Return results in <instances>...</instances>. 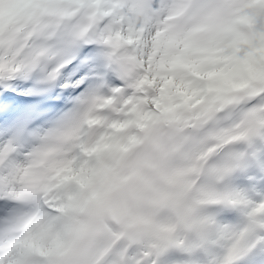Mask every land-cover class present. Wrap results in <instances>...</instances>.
<instances>
[{
  "label": "snow or ice",
  "instance_id": "1",
  "mask_svg": "<svg viewBox=\"0 0 264 264\" xmlns=\"http://www.w3.org/2000/svg\"><path fill=\"white\" fill-rule=\"evenodd\" d=\"M253 12L264 0H0V264H48L26 225L56 231L63 214L30 200L26 173L72 116L225 94L232 139L204 178L214 199L199 226L134 246L127 264H264V34L240 23Z\"/></svg>",
  "mask_w": 264,
  "mask_h": 264
},
{
  "label": "rangeland",
  "instance_id": "2",
  "mask_svg": "<svg viewBox=\"0 0 264 264\" xmlns=\"http://www.w3.org/2000/svg\"><path fill=\"white\" fill-rule=\"evenodd\" d=\"M252 3L257 4L259 0H252ZM260 16L261 15H256L254 12L245 14V16L241 18L240 23L246 25L254 36L264 34V30L258 29ZM248 47L249 43L246 40L242 41L239 48L240 53L243 54ZM167 101H174V106L176 107V110H173L174 113L180 110L182 116H184L185 113L181 111L183 105L175 98H165L155 109H149L144 104L120 112H116L115 110H108L106 112L102 109H95V112L90 116V122H92V125L97 126L99 130L90 137H88L86 133H83L82 136H85L86 139L79 140L80 143L78 145L79 150H85L86 157L78 161L76 159L78 149L59 150L50 154L43 168L44 171L48 172V176H52V183L51 186H49L47 198L59 201L57 207L63 214V224L56 231H52L51 226L47 225L45 221L35 219L28 228V232L31 235L30 243L34 248L41 242L46 244V248L50 247L54 236L61 237L67 242L68 236L64 233L63 225L67 221L75 224L83 221L81 213L77 212L67 203L69 193L73 188L74 190L88 188L86 185L79 182L78 175L89 167L99 170L101 162L103 160H109V157L112 160H118L117 163L120 162L123 166V168L118 171L115 178L127 175L129 172H136L137 175L133 176V179L137 182L134 188H139L140 191H143V188L149 187L150 184L155 186L160 185L162 186L161 188L165 190V195L170 196L171 203H173V201H175V203L179 202L181 194L179 191L170 189L174 184L169 182L171 185L169 186L166 180H164L163 174H170L172 171H175L176 180L178 182L183 178L181 177L182 175L187 174L188 177L184 181V184L179 186V189L181 190L188 187L199 174L204 163L201 161L205 158L207 159L208 156H212L211 151L214 150L216 144L232 138L227 135V129L219 126V118L204 123V118L198 119L196 117V119L190 120L193 116L185 114L188 119L181 118L176 122L177 125L175 127L171 126L164 113V109L167 108ZM185 108L188 110L187 114L193 111L191 106H186ZM140 114L146 115L147 120L152 118V123L147 125L146 137L142 135L140 130L141 126L137 122V117ZM202 124L203 126L198 128V125ZM56 132L57 129L53 131V135ZM132 138H136L138 142L128 145L129 141H132ZM120 141L124 142V148L117 151L113 145L114 142L119 143ZM101 142H107L111 149H114L110 156L103 148L101 149L98 147ZM199 144H202V146L200 147ZM45 148H47V146H45L44 149ZM140 162H142V164ZM208 167L204 170L201 181L198 183L201 187L193 192L189 202H186L184 205V212L187 216L191 213L192 216L195 217L191 211H196V219L200 214L204 215L205 208L211 203L204 201L214 199L209 198L214 197V193L210 185L204 179L211 174L214 162ZM26 175H28V173H26ZM128 180L132 179L128 178ZM171 180L173 181L175 179ZM118 182H120V180ZM130 184H135V182H129L128 185ZM125 186L107 195L105 201L110 203L108 207H105V203H101L98 205V210L92 212L95 220L103 222V227L110 237L102 244L101 242L107 236L105 238L102 237L98 244L94 243L93 237L95 234H98V232L93 228L86 234V239H88L87 248H94L96 253L100 254L102 251L110 249L114 238L119 236L118 232L122 230L125 231L124 224L127 220L133 223L143 220V222L147 223V226H152L151 228L158 227L164 234H166V232H172V236L168 238L169 242L178 239L182 235H186L190 231H194V229H187L184 227L177 228L173 234L176 224L170 214L171 209L164 206L163 208L160 207L156 211H153L156 207L162 205H157L154 201H152L151 209L148 208L146 203H139L137 206L135 205V209L127 208L125 212L124 208L121 207V201H123L124 195L129 197L130 194V191L124 188ZM157 190L158 189H154L152 192H147L145 195L149 196L150 193L154 194L155 191L158 193ZM131 191H134V189L131 188ZM117 197H120L122 200L118 201L120 198L117 199ZM145 200H149V198ZM117 210L119 211L118 213ZM181 217V221H186V219L189 218V216L187 218L184 217L182 213ZM154 239L156 238L153 236L149 237L143 233L125 237L119 249L113 255L108 256L105 264H127V261L131 259L129 255L130 249L134 246L146 245L154 247L160 244ZM78 242L79 241L76 243ZM81 244L82 242H79L76 246H80ZM72 253L73 246L70 245L66 254L71 255ZM44 254L45 253L42 255ZM97 261L96 264H99L100 261Z\"/></svg>",
  "mask_w": 264,
  "mask_h": 264
},
{
  "label": "trees",
  "instance_id": "3",
  "mask_svg": "<svg viewBox=\"0 0 264 264\" xmlns=\"http://www.w3.org/2000/svg\"><path fill=\"white\" fill-rule=\"evenodd\" d=\"M231 96L232 94H225L224 98L220 101H212L211 99L205 100V101L193 100L190 104L197 107L196 111H198L199 116L206 117V118L208 117V120H210L213 116L211 114L213 110L220 111L224 109L225 107H227L228 105L235 103V100H233ZM170 105L172 106L173 104H170ZM170 113L172 116L175 117V114L172 113V111H170ZM176 118H177V115H176ZM171 119L174 120L175 118H171ZM139 120H140L141 125L147 129L149 120L147 122L146 117L143 115L139 117ZM222 143L224 142H220L219 144L216 145V147L221 145ZM103 146L106 147V144H103ZM199 146H201V144H199ZM101 167H102V174H99L97 170L90 168V173H88L87 175H81L80 177V181L82 183H87L88 185L91 186L90 184L91 178L98 176V184L91 186V190L88 193H80V194L72 193L71 200H70L72 202V206L77 208L80 212L85 213L86 223L66 224L65 232L70 237V240L68 242L80 241L84 239L83 246L81 247V249L77 250V252L75 253L76 254V258H75L72 256H68L66 254L67 251L69 250V247H68L69 244H67L62 238H56V239L54 238L52 240L51 246L48 248H46L47 246L44 242L38 243L36 245V249L39 252L45 253L49 256L48 264H89V258H88V256H90L89 253H85V254L83 253L84 251L86 252V249H87V241H85L87 232L91 230L93 227L97 229L99 233L106 235V230L103 228L102 223L100 222L99 224H97L98 221L92 217L91 212L93 209H96V207H98L99 204L106 203L105 198L107 197L109 193L111 194L114 193L115 191L120 189V187L122 186L126 185L124 188L130 191L129 197L127 195H124L123 201H121L122 199L120 197H119L120 199L117 198L118 201H121L122 203L121 207L124 208L125 212H126V209L130 207L131 204H134V206L135 205L137 206V204L139 203H146L149 209L152 208V201H154L157 205L162 204L153 210V211H156L160 207L177 203V202L175 203V201L171 203L170 196L165 195L166 193L165 190L163 188H158L159 186L150 184L149 187H144L143 191H140L139 188H134V186L137 184L136 180L133 179V176L137 175L136 172H129V174L127 173V175L118 176L113 180L108 175L111 166L108 165L107 163H102ZM175 175H176V172L172 171L170 174H163V178L164 180H166V183L169 186H171L169 182L173 183L174 185L171 186V189H173L174 191L175 190L179 191V193L182 196L187 191L188 187L187 188L185 187L180 190L179 186L184 184V181L186 180L185 178L186 175L184 174L181 176L183 178L181 179L180 182L176 180ZM128 178L132 180H128ZM170 178L175 179V180L172 181ZM119 180L120 182H118ZM129 182H135V184L128 185ZM131 188H133L134 191H131ZM155 188L158 189L157 190L158 193L155 191L154 194L148 193L149 196L145 195L147 192H152V190H154ZM199 188L200 186H198V189ZM146 198H149V200H145ZM209 198H214V197H209ZM153 208H154V205H153ZM118 212L119 211L117 210V213ZM185 216L186 218L188 217L187 215ZM189 222L191 223L190 220ZM200 222L201 220L197 221L196 223L199 225ZM141 224L146 225L147 223L143 222V220L138 221L136 223H133L132 221L127 220L126 223L124 224V228L126 229L134 225L138 226ZM154 228L160 231L158 227H154ZM121 234H123V232H121ZM96 240H99V237H97ZM159 243H163V242H159Z\"/></svg>",
  "mask_w": 264,
  "mask_h": 264
},
{
  "label": "bare ground",
  "instance_id": "4",
  "mask_svg": "<svg viewBox=\"0 0 264 264\" xmlns=\"http://www.w3.org/2000/svg\"><path fill=\"white\" fill-rule=\"evenodd\" d=\"M59 128H60L61 133L66 134V135H64L65 137L63 138L65 145L73 147V145L78 143L77 140H74V136L71 135V132H70V130L66 124L59 126ZM44 145L47 146L46 143ZM48 149H50V148H48V146H47V148H45L43 150H48ZM50 179H51L50 176L43 175V173L40 172L38 177L34 180V186L37 185V186L41 187L47 193L49 186L51 184ZM180 211L181 210H180L179 206L174 208V215H175L176 219H178V220H180Z\"/></svg>",
  "mask_w": 264,
  "mask_h": 264
},
{
  "label": "water",
  "instance_id": "5",
  "mask_svg": "<svg viewBox=\"0 0 264 264\" xmlns=\"http://www.w3.org/2000/svg\"><path fill=\"white\" fill-rule=\"evenodd\" d=\"M191 193H192V189L184 196V198H183V200L181 202L182 206L184 205V203L186 202V200L188 199V197L191 195ZM178 225H179V223H178ZM138 233H140V234L143 233V234H146V235L147 234H154L155 236H157L159 238H166L163 234H159V233L155 232L154 230L148 229L146 227L134 228L131 231V234H138Z\"/></svg>",
  "mask_w": 264,
  "mask_h": 264
},
{
  "label": "clouds",
  "instance_id": "6",
  "mask_svg": "<svg viewBox=\"0 0 264 264\" xmlns=\"http://www.w3.org/2000/svg\"><path fill=\"white\" fill-rule=\"evenodd\" d=\"M258 29L264 30V15H261L259 17ZM210 36H211L210 32H205V33H201L200 34V38L203 39V40H207L208 38H210Z\"/></svg>",
  "mask_w": 264,
  "mask_h": 264
}]
</instances>
